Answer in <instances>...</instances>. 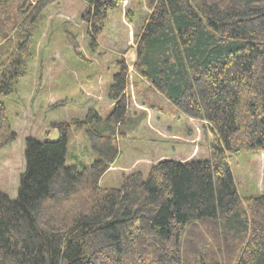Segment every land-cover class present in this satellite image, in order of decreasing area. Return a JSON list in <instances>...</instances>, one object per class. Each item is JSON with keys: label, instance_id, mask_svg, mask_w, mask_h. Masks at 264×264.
Instances as JSON below:
<instances>
[{"label": "trees", "instance_id": "16d2710c", "mask_svg": "<svg viewBox=\"0 0 264 264\" xmlns=\"http://www.w3.org/2000/svg\"><path fill=\"white\" fill-rule=\"evenodd\" d=\"M58 1L0 0V98L26 73L36 23ZM81 1L95 46L124 0ZM144 6L134 72L201 126L205 159H164L146 177L138 170L123 175L119 188L99 186L118 155L111 129L126 121L127 68L117 62L108 94L115 104L105 120L89 110L82 121L52 124L55 141L25 140L16 197L0 192V264H264V195L239 196L229 167L241 153L264 156V0ZM12 22L18 40L6 54ZM72 127L84 129L96 156L80 170L65 163ZM14 138L0 101V150Z\"/></svg>", "mask_w": 264, "mask_h": 264}, {"label": "rangeland", "instance_id": "374dc122", "mask_svg": "<svg viewBox=\"0 0 264 264\" xmlns=\"http://www.w3.org/2000/svg\"><path fill=\"white\" fill-rule=\"evenodd\" d=\"M26 1L34 5L36 0ZM85 9L81 0H60L43 9L34 30L33 55L27 71L16 81L11 94L0 98L9 128L15 134L14 141L0 150V192L10 199L16 197L24 169L27 138L55 141L58 134L52 124L69 119L82 121L89 110L105 120L113 111L115 102L108 99V94L119 61L127 68L126 121L112 132L109 130L115 134L118 155L100 178L99 186L119 188L123 175L138 170L146 177L151 165L164 156L175 154L186 159L193 155L197 161L206 157L201 126L163 104L159 93L134 72L135 38L147 13L144 0H124L120 9L112 11L104 30L94 39L95 46L90 45L81 20ZM129 12L131 21L127 19ZM9 13L16 19L21 17ZM5 29L11 42L2 48L8 54L17 44L18 32L13 22ZM2 31L0 25V35ZM68 35L74 39L76 49ZM187 129L191 130L188 138L192 144L186 139ZM90 145L84 129L72 127L67 136L66 166L80 170L90 165L96 158ZM229 167L239 196L264 195L263 155L238 154L229 159Z\"/></svg>", "mask_w": 264, "mask_h": 264}, {"label": "crops", "instance_id": "0c3cea01", "mask_svg": "<svg viewBox=\"0 0 264 264\" xmlns=\"http://www.w3.org/2000/svg\"><path fill=\"white\" fill-rule=\"evenodd\" d=\"M116 74V73H115ZM113 75H114V73L112 74V77H113ZM159 98H161V99H163V100H161V102L163 103V104H168L170 107H173L172 105H170V102L169 101H167L161 94H159ZM143 103H146L145 102V100H144V102ZM147 104V103H146ZM145 104V105H146ZM149 105V104H148ZM148 105H146V107L148 106ZM112 111V110H111ZM159 111V110H158ZM181 116H183V115H181ZM188 121H191V120H188ZM189 136H186V139H188L189 140V144H192L191 142H190V140H191V138H188ZM164 159H166V160H173V161H176V162H180V163H182V162H187V161H190V160H193L194 158H193V155H190V156H188V157H186V159H184V158H178L177 156H175V154L174 155H172V156H164L163 157ZM163 159V160H164ZM148 171V170H147Z\"/></svg>", "mask_w": 264, "mask_h": 264}]
</instances>
